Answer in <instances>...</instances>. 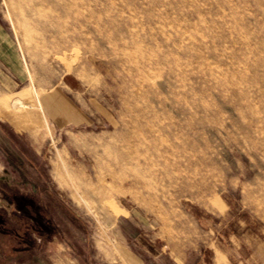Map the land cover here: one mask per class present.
<instances>
[{
	"label": "rangeland",
	"instance_id": "rangeland-1",
	"mask_svg": "<svg viewBox=\"0 0 264 264\" xmlns=\"http://www.w3.org/2000/svg\"><path fill=\"white\" fill-rule=\"evenodd\" d=\"M27 206L46 227L5 260L169 264L200 225L264 224V0H0L1 227Z\"/></svg>",
	"mask_w": 264,
	"mask_h": 264
},
{
	"label": "crops",
	"instance_id": "crops-1",
	"mask_svg": "<svg viewBox=\"0 0 264 264\" xmlns=\"http://www.w3.org/2000/svg\"><path fill=\"white\" fill-rule=\"evenodd\" d=\"M198 231L200 234L195 243L186 244L183 237L181 247H170L169 264H264V224L245 210L228 215L218 230H206L205 227L203 231L200 225ZM3 251L0 250L1 253ZM56 251L55 248H47L48 257L55 261L53 264L58 263ZM0 264L30 263L5 260L0 255ZM34 264L45 263L39 261Z\"/></svg>",
	"mask_w": 264,
	"mask_h": 264
},
{
	"label": "trees",
	"instance_id": "trees-1",
	"mask_svg": "<svg viewBox=\"0 0 264 264\" xmlns=\"http://www.w3.org/2000/svg\"><path fill=\"white\" fill-rule=\"evenodd\" d=\"M2 147L7 153L8 157L12 159L18 158L23 168L31 169L30 172L32 173L34 180H36L38 184H43L40 179L41 174L39 173L37 167L35 168V166L31 164L32 162L30 160L29 154L21 153L17 148L13 146L11 139L9 138H7V141L4 142ZM25 197L26 196L18 194L17 192H12L11 195L7 196V199L20 202L21 199H28ZM32 198L29 197V205H34V203L31 201ZM21 204L23 205V203H20L19 205ZM25 210L27 211L15 215L17 221H24V223L18 224V226H22V229L20 230L16 229L14 231H9L6 228H2V217L4 216L0 218V248L8 251V254L15 258H18L20 256V253L23 254L24 258L25 255H28V253H30V251L32 250L30 248L33 241L31 240V235L29 234V232L33 231L39 233L40 230L37 229L36 226L45 228L47 223L45 219V213L42 214L41 211H35L34 208L30 209L28 206Z\"/></svg>",
	"mask_w": 264,
	"mask_h": 264
},
{
	"label": "bare ground",
	"instance_id": "bare-ground-1",
	"mask_svg": "<svg viewBox=\"0 0 264 264\" xmlns=\"http://www.w3.org/2000/svg\"><path fill=\"white\" fill-rule=\"evenodd\" d=\"M67 5V4H66ZM13 6V5H12ZM41 7V6H40ZM38 9V8H37ZM65 25V24H64ZM147 26H149V25H147ZM149 29V28H148ZM26 30V29H25ZM24 30V31H25ZM28 31V30H27ZM41 31V30H40ZM19 32V31H18ZM27 33V32H26ZM43 33V32H42ZM35 34V33H34ZM37 34V33H36ZM41 34V33H40ZM27 35V34H26ZM44 36H47V35H44ZM43 37V36H42ZM51 39V38H50ZM47 40V39H46ZM49 41V40H48ZM50 42V41H49ZM60 46V45H59ZM137 46V45H136ZM51 47V46H50ZM59 49H60V47H59ZM54 50V49H53ZM60 53V52H59ZM206 62V61H205ZM208 65H210V63L208 64ZM212 73V72H211ZM142 84V83H141ZM149 86V85H148ZM189 86V85H188ZM191 86V85H190ZM192 87V86H191ZM24 89V88H23ZM158 89V88H157ZM28 96V95H27ZM24 97H26V96H24ZM27 98V97H26ZM25 98V99H26ZM142 99V98H141ZM143 100V99H142ZM33 101V100H32ZM30 103V102H29ZM150 103V102H149ZM249 103V102H248ZM12 105V104H11ZM147 106V105H146ZM150 107V106H149ZM15 110H17V109H15ZM152 111V110H151ZM22 112V111H21ZM153 112V111H152ZM18 114H20V113H18ZM150 116V115H149ZM147 117V116H146ZM165 117V116H164ZM152 118V117H151ZM166 119L168 118V117H165ZM152 123V122H151ZM34 124V123H33ZM127 124V123H126ZM35 125V124H34ZM138 125V124H137ZM131 126V125H130ZM139 126V125H138ZM35 127V126H34ZM125 127V126H124ZM38 129V128H37ZM178 129V128H177ZM125 130V129H124ZM155 132V131H154ZM261 132V131H260ZM151 134V133H150ZM153 134V133H152ZM229 135V134H228ZM232 136V135H231ZM230 136V137H231ZM119 137V136H118ZM123 138V137H122ZM132 141V140H131ZM128 142V141H127ZM137 142V141H136ZM125 143V142H124ZM127 144V143H126ZM141 144V143H140ZM130 146H131V144H130ZM165 146H166V144H165ZM132 147H133V145H132ZM153 147V146H152ZM121 148V147H120ZM126 148V147H125ZM122 149V148H121ZM133 148H131V150H132ZM139 149V148H138ZM149 150V149H148ZM155 150V149H154ZM136 151V150H135ZM143 151V150H142ZM106 152V151H105ZM107 153V152H106ZM111 154V153H110ZM113 155V154H112ZM114 155H115V153H114ZM204 157V156H203ZM167 164V163H166ZM158 165V164H157ZM162 165V164H161ZM165 166V165H164ZM113 172H115V171H113ZM147 177H149V176H147ZM157 177V176H156ZM192 178V177H191ZM76 179V178H75ZM147 183V182H146ZM156 183V182H155ZM162 185V184H161ZM132 189H133V187H132ZM137 189V188H136ZM153 195V194H152ZM155 198V197H154Z\"/></svg>",
	"mask_w": 264,
	"mask_h": 264
}]
</instances>
